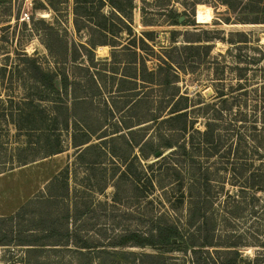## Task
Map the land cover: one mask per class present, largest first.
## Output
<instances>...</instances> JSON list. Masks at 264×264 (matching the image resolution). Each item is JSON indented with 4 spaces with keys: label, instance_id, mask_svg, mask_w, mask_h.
Wrapping results in <instances>:
<instances>
[{
    "label": "rangeland",
    "instance_id": "1",
    "mask_svg": "<svg viewBox=\"0 0 264 264\" xmlns=\"http://www.w3.org/2000/svg\"><path fill=\"white\" fill-rule=\"evenodd\" d=\"M52 1L54 10L46 0L0 3V244L11 241L0 264L27 244H47L49 264L67 259L61 245L73 249L75 232L96 254L154 222L183 228L195 192L213 202L212 255L263 259L264 192L246 178L264 170V10L250 0H135L128 27L107 19L111 35L77 32L73 0ZM172 11L184 21L168 20ZM41 73L55 75L58 92ZM214 110L220 146L198 149L195 131ZM190 255L172 253L176 264Z\"/></svg>",
    "mask_w": 264,
    "mask_h": 264
},
{
    "label": "trees",
    "instance_id": "2",
    "mask_svg": "<svg viewBox=\"0 0 264 264\" xmlns=\"http://www.w3.org/2000/svg\"><path fill=\"white\" fill-rule=\"evenodd\" d=\"M46 1L54 10V2L52 0ZM134 1L135 0H73L75 29L77 32L86 29L90 34L104 33L112 35L115 33L113 28H116V26L112 25L111 30L108 32V29L110 28L106 25L107 19L112 17L117 18L124 25V27H128L130 21L127 17L134 10ZM144 1L145 0H143V2ZM201 1L202 0H192L191 3L195 5L200 4ZM219 1L224 5H229V0ZM251 2H253L256 7H259L260 10H264V0H250L249 3ZM105 8H109L110 10L106 12ZM198 10L199 5H197L196 8V11ZM204 10L207 11V9ZM201 15L203 14L199 13V21H205V19H201L203 18ZM178 18L179 16L176 11H172L168 15V20L174 23ZM120 29H122V27H120ZM241 36L245 38L244 34H241ZM90 45L91 47L96 48L98 46H106L107 44L106 42H96V40H91ZM41 77L42 78L39 81L43 83L45 88H47L50 92H58V87L55 84L57 78L54 74L49 75L41 73ZM166 83H168V80ZM59 85L66 91V81L63 83L60 81ZM223 96L224 95L220 94L219 98H222ZM221 103L224 104L226 102L222 100ZM222 114L223 113L220 111L214 110V114L210 113L208 115L209 117L213 116L214 118L207 120L204 124L205 130L202 132L198 130L195 131L197 140H195L196 142L194 145L198 147V149H201V147H209L208 149H212L220 146V143L215 142L221 138V135L218 134L220 132V125L214 123L213 121L222 122ZM150 121H153V119H150ZM85 143L87 142H84L83 144ZM163 146L167 149H172L174 147L170 142H165ZM182 149L184 151L183 153H185V146H183ZM56 153H59V151L55 150L54 152H48L47 155L50 156ZM209 154L210 153H208L207 156H209ZM27 163V161H19L17 164L21 166ZM244 166H246V164H242L243 168ZM234 169L235 167L233 170ZM246 180L247 182H252L251 187L257 189V191L264 192V170L258 168L256 173H252L251 176L249 175ZM187 197L189 214L188 220L183 228H179L174 224H161L154 222V225L148 229L147 233L133 231L117 235L112 242L105 243V246L100 245L101 247H112V252H107V250H105L106 248H102L98 250L99 252L96 254L93 253V249H95L96 246H92L88 240L82 239L77 232H75L74 236L77 240L75 242H71L73 244V249L67 248L69 245H61L63 248L65 247L63 250H72L71 252L74 253V255L69 256V258L65 257L69 259L70 262H67V259L61 260L57 257V261L51 264H176V257H173L172 253H188L189 251L191 253L189 259L191 260V262H189L190 264H238L240 259H238L237 253H233V257H224L219 255L215 257L207 250L208 248L216 247L212 244L213 242H209L214 235L213 224L211 222L212 219L207 214V210H209V207L213 204L209 193L195 192L189 194ZM183 198L184 196L182 194L181 199ZM53 232L54 230L47 231V238L52 237ZM66 235L70 238L72 232L66 229ZM10 242L11 241H6V244L0 245L9 246ZM68 242H70V240ZM19 245L23 244H13V246ZM27 245L33 247L26 248L23 252V257L15 258L14 255H11L9 260H6L7 264H49L47 262L50 260V257L41 256L42 253L46 252L44 246L47 244ZM49 246H60V243ZM123 248H138L142 251L124 252L122 251ZM147 248L155 250L156 254L145 252L144 249ZM50 250L54 253H60V249L56 247L50 248ZM253 263L264 264V258L254 260ZM247 264H251V262L249 261Z\"/></svg>",
    "mask_w": 264,
    "mask_h": 264
},
{
    "label": "water",
    "instance_id": "3",
    "mask_svg": "<svg viewBox=\"0 0 264 264\" xmlns=\"http://www.w3.org/2000/svg\"><path fill=\"white\" fill-rule=\"evenodd\" d=\"M0 1H1V0H0ZM184 19H185L184 17L180 16L177 20H178L179 23H182V22L184 21ZM159 155H160L159 152H157V153L155 154L156 157H158Z\"/></svg>",
    "mask_w": 264,
    "mask_h": 264
},
{
    "label": "bare ground",
    "instance_id": "4",
    "mask_svg": "<svg viewBox=\"0 0 264 264\" xmlns=\"http://www.w3.org/2000/svg\"><path fill=\"white\" fill-rule=\"evenodd\" d=\"M105 50H106V47L99 46L97 51H98V52L100 53V55H101V54L103 53V51H105ZM99 53H98V54H99Z\"/></svg>",
    "mask_w": 264,
    "mask_h": 264
}]
</instances>
